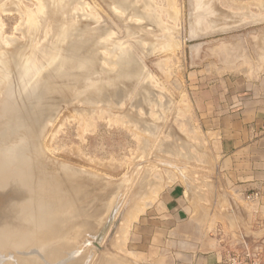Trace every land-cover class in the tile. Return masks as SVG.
<instances>
[{"label":"rangeland","instance_id":"rangeland-1","mask_svg":"<svg viewBox=\"0 0 264 264\" xmlns=\"http://www.w3.org/2000/svg\"><path fill=\"white\" fill-rule=\"evenodd\" d=\"M208 2L0 0V264L171 262L161 249L176 233L235 211L221 198H244V208L258 198L219 170L203 102L206 85L264 63V0ZM128 54L145 70L120 66ZM124 71L131 78L121 82ZM57 76L64 92L55 96L48 82L60 84ZM91 83L122 94L90 102L83 94Z\"/></svg>","mask_w":264,"mask_h":264},{"label":"crops","instance_id":"crops-1","mask_svg":"<svg viewBox=\"0 0 264 264\" xmlns=\"http://www.w3.org/2000/svg\"><path fill=\"white\" fill-rule=\"evenodd\" d=\"M203 103L206 130L218 139L219 170L223 175L234 174L238 191L252 189L259 195L248 208L239 203L244 198H221L218 204H229V211H235L218 218L206 214L203 228L176 233L173 244L161 249L171 258L163 264H220V236L234 240L237 231L250 237L264 234V63L206 85ZM237 203L239 207H231ZM198 220L193 221L197 227ZM212 220L215 223L209 228ZM225 220L229 223L226 227Z\"/></svg>","mask_w":264,"mask_h":264},{"label":"bare ground","instance_id":"bare-ground-1","mask_svg":"<svg viewBox=\"0 0 264 264\" xmlns=\"http://www.w3.org/2000/svg\"><path fill=\"white\" fill-rule=\"evenodd\" d=\"M68 1H69V0H68ZM211 1H212V0H211ZM205 2H208V0H206ZM205 2H204V0H203V3H205ZM46 3H47V2H46ZM63 3H64V2H63ZM70 3H71V2H70ZM192 3H193V1H192ZM208 3H209V2H208ZM210 3H211V2H210ZM200 4H202V3L200 2ZM205 4H206V3H205ZM260 4H261V3H260ZM263 4H264V3H263ZM44 5H45V4H44ZM57 5H58V4H57ZM71 6H72V5H71ZM208 6H209V5H208ZM263 6H264V5H263ZM52 7H53V6H52ZM71 10H72V9H71ZM222 10H223V9H222ZM222 10H221V12H222ZM54 11H55V10H54ZM72 11H73V10H72ZM73 12H74V11H73ZM224 13H225V11L222 13V15H223ZM226 13H228V12L226 11ZM230 13H231V12H230ZM228 14H229V13H228ZM216 15H217V14H216ZM218 15H219V14H218ZM218 15H217V16H218ZM63 16H64V15H63ZM67 16H68V15H67ZM217 16H216V17H217ZM219 16H221V15H219ZM226 16H227V15H226ZM228 16H229V15H228ZM230 16H231V15H230ZM64 17H65V16H64ZM221 17H222V16H221ZM231 17H232V16H231ZM235 17H236V15H235L234 17H232V19L234 18V20H236ZM223 18H224V17H223ZM62 19H63V18H62ZM70 19H72V18H70ZM215 19H216V18H215ZM72 20H73V19H72ZM220 20H221V19H220ZM237 20H238V19H237ZM69 21H70V20H69ZM217 21H218V20H217ZM222 21H223V20H222ZM238 22H239V21H238ZM28 23H29V22H28ZM34 23H35V22H34ZM85 23H86V22H84V24H85ZM234 23H235V22H234ZM236 23H237V22H236ZM86 24H87V23H86ZM33 25H34V24H33ZM87 25H88V24H87ZM217 25H218V24H217ZM80 26H82V25H80ZM74 27H76V26H74ZM63 28H64V27H63ZM152 28H153V27H152ZM31 30H32V29H31ZM66 30H67V29H65V32H64V30H63V31L61 30V32L66 33ZM68 31H70V30H68ZM82 31L84 32V29H82ZM156 31H157V30H156ZM57 32H58V31H57ZM67 33H69V32H67ZM78 33H80V32H78ZM101 33H102V32H101ZM156 33H157V32H156ZM71 34H72V32H71ZM65 35H66V34H65ZM102 35H103V34H102ZM55 36H56V35H55ZM260 36H261V35H260ZM76 37H77V35L74 36V38H76ZM78 37H79V35H78ZM94 37H95V36H94ZM262 37H263V35H262ZM262 37H261V38H262ZM8 38H9V37H8ZM53 38H54V37H53ZM154 38H155V37H154ZM77 39H78V38H77ZM79 39H80V38H79ZM83 39H84V37H83ZM85 39H86V38H85ZM85 39H84V40H85ZM90 39H91V38H90ZM95 39H96V38H95ZM95 39H94V40H95ZM150 39H151V38H150ZM155 39H156V38H155ZM6 40H7V39H6ZM68 40H69V38H68ZM258 40H259V38H258ZM258 40H257V41H258ZM1 41H2V40H1ZM1 41H0V42H1ZM73 41H74V40H73ZM79 41H80V40H79ZM82 41H83V40H82ZM97 41H98V40H97ZM3 42H4V41H3ZM64 42H65V41H64ZM259 42H260V41H258V43H259ZM1 43H2V42H1ZM9 43H10V42H9ZM11 43H12V42H11ZM13 43H14V40H13ZM75 43H76V42H75ZM224 43H225V42H224ZM2 44H3V43H2ZM5 44H6V43H5ZM29 44H31V42H30ZM79 44H80V43H79ZM81 44H82V43H81ZM81 44H80V45H81ZM84 44H86V43H84ZM257 45H258V44H257ZM257 45H256V46H257ZM6 46L8 47V43H7ZM29 46H30V45H29ZM77 46H78V44H77ZM256 46H255V47H256ZM3 47H4V46H3ZM3 47H2V48H3ZM15 47H16V46H15ZM65 47H66V46H65ZM95 47H96V46H95ZM22 48H24L23 45H22ZM57 48H58V47H57ZM57 48H56V49H57ZM66 48H67V47H66ZM69 48H70V47H69ZM81 48L83 49L84 47H81ZM4 49H6V48L4 47ZM8 49H9V48H8ZM19 49H21V48H19ZM72 49H73V48H72ZM88 49H89V48H88ZM91 49H92V48H91ZM126 49H127V48H126ZM245 49H246V48H245ZM257 49H258V48H257ZM0 50H1V48H0ZM16 50H17V49H16ZM83 50H84V49H83ZM124 50H125V49H124ZM13 51H14V49H13ZM13 51H12V52H13ZM20 51H21V50H20ZM22 51H25V50H22ZM75 51H76V50H75ZM86 51H87V50H86ZM127 51H128V49H127ZM245 51H246V50H245ZM3 52H4V51H3ZM5 52H6V51H5ZM16 52H17V51H16ZM16 52L14 53L15 55H16ZM26 52H27V51H26ZM55 52H56V51H55ZM73 52H74V51H73ZM258 52H259V51H258ZM7 53H8V52H7ZM81 53H82V52H81ZM83 53H84V52H83ZM128 53L130 54V51H128ZM236 53H237V52H236ZM246 53H247V52H246ZM246 53H245V54H246ZM11 54H12V53H11ZM129 54H128L127 59H126L125 61H120V64H119V65H120V66H123V64H124V65H127V66H128V65H129V66L132 65V66H134L136 69H139V68L142 67V71L145 70V68H144L143 66L137 68V66H138V63H137L138 61H137V60H138L139 58H138L137 56H136V57H137L138 59H137L135 56H129ZM4 55H5V54H4ZM17 55H18V53H17ZM62 55H63V54H62ZM62 55H61V58H62ZM69 55H70V54H69ZM124 55H125V54H124ZM138 55H139V54H138ZM1 56H3L2 52H0V57H1ZM6 56H8V54H7ZM12 56L15 57L14 55H12ZM19 56H20V54H19ZM23 56H24V55H23ZM23 56H22V57H23ZM63 56H64V55H63ZM65 56H66V53H65ZM70 56H71V55H70ZM16 57H17V56H16ZM24 57H25V56H24ZM48 57H49V56H48ZM66 57H67V56H66ZM68 57H69V56H68ZM68 57H67V58H68ZM139 57H140V56H139ZM5 58H6V60H7L8 57H5ZM9 58H10V57H9ZM61 58H60V59H61ZM72 58H74V56H73ZM76 58H77V57H76ZM140 58H141V57H140ZM17 59H18V58H17ZM17 59H15V60H17ZM19 59H20V58H19ZM49 59H50V58H49ZM63 59H64V58H63ZM80 59H81V58H80ZM1 60H2V59H1ZM3 60H4V59H3ZM8 60H9V59H8ZM24 60H26V59H24ZM58 60H59V59H58ZM66 60H67V59H66ZM78 60H79V58H78ZM81 60H82V59H81ZM86 60H87V58H86ZM9 61H10V60H9ZM28 61H29V60H28ZM28 61L26 60V62H28ZM51 61H53V60H51ZM59 61H60V60H59ZM69 61L71 62V59H69ZM72 61H75V58H74V60L72 59ZM83 61H84V60H83ZM139 61H140V59H139ZM5 62H6V61H5ZM7 62H8V61H7ZM15 62H16V61H15ZM15 62H14V63H15ZM18 62H19V60H18ZM22 62H23V61H22ZM44 62H45V61H44ZM55 62H57V61H55ZM55 62H54V63H55ZM80 62H81V61H79V63H80ZM84 62H86V61H84ZM84 62H81V65H82ZM91 62H92V61H91ZM96 62H97V61H96ZM0 63H1V61H0ZM3 63H4V62H3ZM30 63H31V62H30ZM48 63H49V62H48ZM52 63H53V62H52ZM97 63H98V62H97ZM140 63H141V65H143L142 61H141ZM6 64L8 65V63H6ZM24 64H25V63H24ZM28 64H29V63H28ZM40 64H41V63H40ZM88 64H90V62H89ZM93 64H94V63H93ZM1 65H3V64H1ZM20 65H23V64L21 63ZM26 65H27V64H26ZM29 65H30V64H29ZM38 65H39V63H38ZM90 65H92V63H91ZM99 65H100V64H99ZM139 65H140V64H139ZM4 66H5V65H4ZM16 66H17V64H16ZM16 66H15V67H16ZM31 66H32V65H31ZM94 66H95V65H94ZM100 66H101V65H100ZM18 67L20 68V66H18ZM54 67H55V65H54ZM5 68H7V66H6ZM21 68H22V67H21ZM97 68H98V67H97ZM143 68H144V69H143ZM0 69H2V67H1ZM11 69H12V67H11ZM22 69H23V68H22ZM22 69H20V70H22ZM78 69H80V67H79ZM81 69H82V68H81ZM85 69H86V68H85ZM88 69H90V68L88 67ZM92 69H93V68H92ZM95 69H96V68H95ZM146 69H147V68H146ZM8 70H9V69H7V71H8ZM86 70H87V69H86ZM97 70H98V69H97ZM119 70H120V69H119ZM124 70H125V69H124ZM140 70H141V69H139L138 71H140ZM1 71H2V70H1ZM9 71H10V70H9ZM74 71H76V70H74ZM74 71H72L73 74H74ZM78 71H79V70H78ZM90 71H91V70H89V72H90ZM125 71H126V70H125ZM125 71H124V72H121V73H122V74H123V73H126ZM48 72H49V71H48ZM51 72H52V71H51ZM86 72H87V71H86ZM89 72H88V73H89ZM119 72H120V71H119ZM147 72H148V70H147ZM147 72H146V73H147ZM1 73H2V75H3L4 72H1ZM80 73H81V72H80ZM139 73H140V72H139ZM146 73H145V75H147L149 72H148L147 74H146ZM5 74L7 75L6 72H5ZM85 74H86V73H85ZM117 74H118V73H117ZM137 74H138V72H137ZM141 74H143V72L140 73V75H141ZM2 75H0V76H2ZM17 75H18V74H17ZM19 75H20V74H19ZM19 75H18V77H19ZM75 75H76V77H77L78 74H74V76H75ZM79 75H80V74H79ZM79 75H78L77 79L80 78ZM86 75H87V74H86ZM120 75H121V74H120ZM133 75H134V78H135V77L137 78L136 73L133 74ZM145 75H144V77H145ZM71 76H72V75H71ZM82 76H83V75H82ZM130 76H131V75H130ZM130 76H129L128 74H125V75L123 74L122 77H121V79H122L121 82L130 79V78H131ZM147 76H148V75H147ZM150 76H152V75H150ZM150 76H149V77H150ZM2 77H3V76H2ZM2 77L0 78L1 80H2ZM57 77H59V76H57ZM69 77H70V76H69ZM72 77H73V76H72ZM84 77H86V76H84ZM111 77H112V76H111ZM115 77H116V76H115ZM132 77H133V76H132ZM144 77H142V78L144 79ZM149 77H148V78H149ZM7 78H8V77H7ZM7 78H6V79H7ZM19 78H20V77H19ZM55 78H56V77H55ZM59 78H60L61 83L58 84V85H57V80L55 81L54 79H51V78H50L51 80H49V82H48L49 90H50V92H52L53 94H55V96H56V94H58V91H59V90H60L62 93L64 92V90H62V89H63L62 86H63V84H64V80H63L64 77H63V78H62V77H59ZM87 78H88V77H87ZM87 78H84V79H87ZM119 78H120V77H119ZM148 78H146V79H148ZM15 79H16V78H15ZM17 79H18V78H17ZM41 79H45V78H41ZM41 79H40V80H41ZM70 79H71V78H70ZM72 79H73V78H72ZM77 79H76V80H77ZM80 79H81V78H80ZM107 79H109V78H107ZM113 79H114V78H113ZM121 79H120V80H121ZM155 79H156V78H155ZM4 80H5V78H4ZM7 80H8V79H7ZM26 80H27V78H26ZM76 80H74V81H76ZM81 80H82V79H81ZM87 80H88V79H87ZM111 80H112V79H111ZM115 80H116V79H115ZM120 80H119V83H121ZM149 80H150V78H149ZM36 81H37V80H36ZM46 81H47V80H46ZM78 81L80 82V80H78ZM109 81H110V80H109ZM4 82H5V81H4ZM27 82H28V81H27ZM40 82H41V81H40ZM117 82H118V81H117ZM117 82H116V83H117ZM33 83H34V82H33ZM35 83H36V82H35ZM42 83H43V82H42ZM62 83H63V84H62ZM75 83H76V82H75ZM77 83H78V82H77ZM87 83H88V82H87ZM87 83H86V84H87ZM92 83H93V82H92ZM92 83H91V86H90V87H88V88H87V87H84L85 90H86V93L83 94V97H84L83 99H85V98H86V99H89L90 102H95L96 99H98V98H100V97H102V96L105 97V95H107V96L110 95V97H111V96H113L114 94L117 95V94H118L117 92H119V94H120V95H117V96H121V94H122V93H120V91H119L117 85H116V86H111V87H110V86H107V88H105L106 86L95 85V84L92 85ZM95 83H96V82H95ZM97 83H98V82H97ZM102 83H103V82H102ZM119 83H118V84H119ZM22 84H24V83L22 82ZM39 84H40V83H39ZM39 84H38V85H39ZM82 84H83V86H86V85H84V82L81 83V85H82ZM31 85H34V84H31ZM38 85L36 84L37 87H38ZM41 85H42V84H41ZM60 85H62V86H60ZM89 85H90V84H89ZM103 85H104V84H103ZM16 86H17V85H16ZM16 86H15V87H16ZM23 86H25V85H23ZM28 86H29V85H28ZM126 86H127V85H126ZM136 86H137V85H136ZM11 87H12V86H11ZM46 87H47V86H46ZM132 87H133V86H132ZM137 87H138V86H137ZM6 88H7V87H6ZM40 88H41V87L39 86V89H40ZM82 88H83V87H82ZM82 88H81V89H82ZM119 88H120V87H119ZM154 88H155V87H154ZM31 89H32V88H31ZM64 89H65V88H64ZM67 89H68V88H67ZM126 89H127V88H126ZM155 89H156V88H155ZM7 90H8V91H7ZM7 90H5V91H7V93H8V92H9V89H7ZM32 90H33V89H32ZM37 90H38V88H37ZM76 90H77V89H76ZM76 90H75V91H76ZM120 90H122V92H123V89H122V88H121ZM68 91H69V90H68ZM13 92H14V91H13ZM31 92H32V91H31ZM43 92H44V90H43ZM61 92H60V95H61ZM65 92H66V91H65ZM104 92H105V93L107 92V94L104 95ZM32 93H33V92H32ZM66 93H67V92H66ZM10 94H12V92H11ZM39 94H40L39 92H38V94L36 93V94H35V95H36L35 97L37 98V96H39ZM40 95H42V94H40ZM43 96H44V95H43ZM43 96H42V97H43ZM114 96H115V95H114ZM15 97H16V96H15ZM40 97H41V96H40ZM42 97H41V98H42ZM104 97H103V98H104ZM115 97H116V96H115ZM171 97H172V96H171ZM12 98H13V97H12ZM41 98H40V99H41ZM111 98H112V97H111ZM14 99H15V98H14ZM105 99H106V98H105ZM107 99L109 100V98H107ZM10 100H11V99H10ZM12 100H13V99H12ZM12 100H11V101H12ZM167 100H169V99L167 98ZM78 101H79V100H78ZM13 102H14V101H13ZM51 102H52V101H51ZM87 102H88V101H87ZM142 103H143V102H142ZM46 104H47V103H45V105H46ZM10 105H11V104H10ZM10 105H9V106H10ZM41 105H42V104H41ZM41 105H39V106H41ZM166 106H167V105H166ZM9 108H10V107H9ZM11 108H12V106H11ZM11 108H10V109H11ZM36 108H37V107H36ZM39 108H40V107H39ZM41 108H42V107H41ZM164 108H165V106H164ZM7 109H8V108H7ZM10 109H8V110H10ZM34 109H35V107H34ZM5 110H6V109H5ZM8 110H7V111H8ZM2 111H3V109H2ZM5 112H6V111H5ZM57 112H58V111H57ZM49 113H50V112H49ZM46 115H47V114H46ZM139 118H140V117H139ZM41 123H42V122H41ZM146 126H147V125H146ZM143 128H144V126H143ZM144 131H147V129L144 130ZM156 131H157V130H156ZM151 133H152V132H151ZM154 133H155V132H154ZM37 134H38V133H37ZM1 136H2V134H1ZM2 143H3V142H2ZM163 143H164V142H163ZM0 145H1V143H0ZM39 148H40V147H39ZM53 159H54V157H53ZM1 160H2V159H1ZM9 161H10V160H9ZM2 162H3V160H2ZM7 163H8V162H7ZM13 163H14V162H13ZM13 163H12V164H13ZM2 164H4V163H2ZM2 164H0V165H2ZM10 164H11V163L9 162V165H10ZM64 165H65V164H64ZM10 166H13V165H10ZM15 166H16V164H15ZM16 167H17V166H16ZM0 168H1V167H0ZM80 169H81V168H80ZM80 169H79V170H80ZM5 171H6V170H5ZM95 175H96V174H95ZM21 177H22V176H21ZM23 177H24V175H23ZM27 177H28L27 179H31V178H29V176H27ZM91 177H92V176H91ZM97 178H98V176H97ZM22 179H23V178H22ZM75 179H76V178H75ZM90 179H92V178H90ZM143 179H144V178H143ZM143 179H142V180H143ZM74 181H77V179L74 180ZM1 185H2V184H1ZM77 185H78V184H77ZM191 185H192V184H191ZM80 186H81V185H80ZM82 188H83V187H82ZM140 190H141V189H140ZM74 191H75V190H74ZM188 191H189V190H188ZM192 193H193V192H192ZM39 195H40V194H39ZM196 196H197V195H196ZM68 198H69V197H68ZM100 199H101V198H100ZM42 200H43V198H42ZM61 200H63V199H61ZM36 201H37V200H36ZM39 201H40V200H39ZM63 201H64V200H63ZM77 201H78V200H77ZM30 202L32 203V205H34L35 203L37 204V202H34V201L32 202V199H31ZM42 202H43V201H42ZM68 202H69V201H68ZM68 202H66V203H68ZM106 202H107V201H106ZM22 203H23V202H22ZM33 203H34V204H33ZM63 203H64V202H63ZM63 203H62V204H63ZM76 203H77V202H76ZM93 203H94V202H93ZM20 204H21V203H20ZM36 204H35V205H36ZM73 204H74V203H73ZM37 205H39V204H37ZM63 205H64V204H63ZM5 206H6V205H5ZM19 206H21V205H19ZM39 206H40V205H39ZM39 206H38V207H39ZM43 206H45V203H43ZM43 206H42V208H44ZM12 207H13V205H12ZM32 207H33V206H32ZM35 207H36V206H35ZM38 207H37V208H38ZM66 207H67V206H66ZM80 207H81V206H80ZM37 208H36V209H37ZM45 208H46V207H45ZM61 208H62V207H61ZM61 208H60V209H61ZM64 208H65V207H64ZM94 208H95V207H94ZM20 209H21V208H20ZM33 209H34V208H33ZM67 209H68V208H67ZM76 209H77V208H76ZM92 209H93V208H92ZM31 210H32V209H31ZM37 210H38V209H37ZM69 210H70V208H69ZM16 211H17V210H16ZM29 211H30V210H29ZM44 211H45V210H44ZM61 211H62V209H61ZM74 211H75V210H74ZM79 211H80V210H79ZM106 211H107V210H106ZM11 212L13 213L14 211H11ZM27 212H28V211H27ZM34 212H35V211H34ZM36 212H38V211H36ZM41 212H42V211H41ZM63 212H64V211H63ZM65 212H67V211L65 210ZM72 212H73V211H72ZM18 213H19V212H18ZM61 213H62V212H61ZM16 214H17V213H16ZM32 214H33V213H32ZM36 214H37V213H36ZM63 214H64V213H63ZM76 214H77V213H76ZM134 214H135V213H134ZM8 215H9V214H8ZM11 215H12V214H11ZM33 215H34V214H33ZM64 215H66V214H64ZM69 215H70V214H69ZM69 215H67V217H68ZM77 215H78V214H77ZM35 216H36V215H35ZM78 216H79V215H78ZM80 216H81V215H80ZM132 216H133V215H132ZM29 217H30V216H29ZM36 217H37V216H36ZM36 217H35V218H36ZM63 217H64V216H63ZM106 217H107V216H106ZM9 218H10V217H9ZM14 218H15V217H14ZM64 218H65V217H64ZM71 218H72V217H71ZM77 218H78V217H77ZM93 218H94V217H93ZM131 218H132V217H131ZM32 219H33V218H32ZM32 219H31V220H32ZM27 220H28V217H27ZM27 220H26V221H27ZM29 220H30V219H29ZM66 221H67V220H66ZM69 221H70V219H69ZM14 222H15V221H14ZM40 222H41V221H40ZM60 222H62V221H60ZM67 223H68V222H67ZM15 224H16V223H15ZM15 224H14V225H15ZM41 224H42V223H41ZM60 224H61V223H60ZM68 224H69V223H68ZM122 224H123V223H122ZM122 224H121V225H122ZM16 225H17V224H16ZM30 225H31V224H30ZM39 225H40V224H39ZM71 225H72V224H71ZM75 225H76V224H75ZM32 226H33V225H32ZM32 226H31V227H32ZM59 226H60V225H59ZM72 226H74V224H73ZM84 226H85V225H84ZM22 227H23V226H22ZM31 227H30V228H31ZM35 227H36V226H35ZM64 227H65V226H64ZM77 227H78V226H77ZM91 227H92V226H91ZM95 227H96V226H95ZM97 227H98V226H97ZM15 228H16V227H15ZM41 228H43V227H41ZM70 228H71V227H70ZM72 228H73V227H72ZM13 229H14V228H13ZM64 229H65V228H64ZM121 229H123V228H121ZM7 230H8V229H7ZM17 230H18V229H17ZM35 230H36V229H35ZM72 230H73V229H72ZM82 230H83V229H82ZM18 231H19L18 234H20V235L22 234V236H23V232H20V231H24V230H23V229H22V230L19 229ZM36 231L39 232L38 230H36ZM89 231H90V230H89ZM7 232H8V231H7ZM30 232H31V231H30ZM43 232H44V231H43ZM67 232H68V231H67ZM13 233H14V232H13ZM15 233H16V232H15ZM39 233H42V232H39ZM16 234H17V233H16ZM16 234H14V235L17 236ZM24 234H27V233L24 232ZM31 234H32V233H31ZM34 234H35V233H34ZM36 234H38V233H36ZM124 234H125V233H124ZM12 235H13V234H12ZM14 235H13V236H14ZM20 235H18V236H19V239H20V238H23V237H21ZM30 236H32V235H30ZM36 236H37V235H36ZM40 236H41V235H40ZM40 236H39V237H40ZM45 236H46V235H45ZM45 236H44V237H45ZM52 236H54V235H52ZM55 236H56V235H55ZM49 237H50V236H49ZM8 238H9V237L7 236V241L9 240ZM11 238H13V237L11 236ZM46 238H47V237H46ZM46 238H45V239H46ZM13 239H14V238H13ZM27 239H28V238H27ZM64 239H65V238H64ZM5 240H6V239H5ZM11 240H12V239H10L9 241H11ZM14 240H17V237H15ZM21 240L23 241V239H21ZM29 240H30V239H29ZM65 240H66V239H65ZM18 241H19V240H18ZM18 241H17V243H18ZM45 241H46V240H45ZM60 241H61V239H60ZM63 241H64V240H63ZM14 242H15V241H14ZM14 242H13V243H14ZM61 242H62V241H61ZM9 243H10V242H9ZM25 243H26V242H25ZM25 243H24V244H25ZM31 243H32V242H31ZM11 244H12V243H11ZM11 244H9V245H11ZM19 244H20V242H19ZM24 244H23V245H24ZM21 245H22V244H20V246H21ZM38 245H40V244H38ZM43 245H45V244H42V246H43ZM1 246H2V245H1ZM3 246H4V245H3ZM13 246H14V245H13ZM24 246H25V245H24ZM27 246L29 247V245H27ZM31 246H33V245H31ZM46 246H47V245H46ZM51 246H52V245H51ZM11 247H12V246H11ZM15 247H16V246H15ZM15 247H14V248H15ZM21 247H22V246H21ZM21 247H20V249H21ZM28 247H27V248H28ZM44 247H45V246H44ZM16 248H17V247H16ZM25 248H26V247H25ZM40 248H41V247H40ZM42 248H43V247H42ZM48 248H49V247H48ZM3 249H4V248H3ZM22 249H24V247H23ZM31 249H33V248H31ZM31 249H28L29 252H30ZM35 249H36V248H35ZM45 249H47V248H45ZM33 250H34V249H33ZM36 250H37V249H36ZM38 250H40V249H38ZM47 250H48V249H47ZM26 251H27V250H26ZM51 251H52V250H51ZM53 251H54V250H53ZM53 251H52V252H53ZM55 251H56V250H55ZM60 251H61V250H60ZM40 252H41V250H40ZM42 252H43V253H42ZM42 252H41V253L44 254L43 256H45V254H46L45 250L42 251ZM57 252H58V251H57ZM48 253H49V252H48ZM49 254H50V253H49ZM49 254H48V255H49ZM112 254H113V253H112ZM32 255H33V254H32ZM54 255H55V254H54ZM54 255H53V256H54ZM17 256H18V255H17ZM33 256H34V255H33ZM18 257H19V256H18ZM30 257H31V256H30ZM35 257L37 258V256H35ZM48 257H49V256H48ZM120 257H121V256H120ZM19 258H21V257H19ZM24 258H25V256H24ZM27 258H28V257H27ZM31 258L34 259L33 257H31ZM31 258H30V259H31ZM36 258H35L34 260L37 261L39 258H38V259H36ZM46 258H47V256H46ZM51 258H52V257H51ZM51 258H50V260H51ZM53 258H54V257H53ZM53 258H52L51 261H54V260H55V258H54V259H53ZM22 259H23V257H22ZM10 260H11V259H10ZM25 260H27V259L25 258ZM28 260H29V258H28ZM20 261H21V263L25 262V261H23V260H20ZM22 261H23V262H22ZM40 261H41V259H40ZM40 261H39V262H40ZM47 261H48V260H47ZM99 261H100V260H99ZM108 261H109V259H108ZM115 261H116V260H115ZM115 261H114V263H115ZM27 262H29V263L31 264L32 261H31V262H30V261H27ZM41 262H42V261H41ZM21 263H20V264H21ZM106 263H107V262H106ZM11 264H12V263H11ZM25 264H27V263H25ZM35 264H36V263H35ZM44 264H45V263H44ZM68 264H70V263H68ZM107 264H108V263H107ZM117 264H121V262H120V263L117 262Z\"/></svg>","mask_w":264,"mask_h":264},{"label":"built area","instance_id":"built-area-1","mask_svg":"<svg viewBox=\"0 0 264 264\" xmlns=\"http://www.w3.org/2000/svg\"><path fill=\"white\" fill-rule=\"evenodd\" d=\"M219 241L220 264H264V234L250 237L237 232L234 240L220 236Z\"/></svg>","mask_w":264,"mask_h":264}]
</instances>
